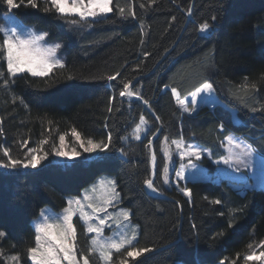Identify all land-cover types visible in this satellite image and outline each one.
<instances>
[{
  "label": "trees",
  "instance_id": "trees-1",
  "mask_svg": "<svg viewBox=\"0 0 264 264\" xmlns=\"http://www.w3.org/2000/svg\"><path fill=\"white\" fill-rule=\"evenodd\" d=\"M37 3V8L21 6L13 13L46 30L50 41L62 42L65 67L43 77L24 73L7 89L0 87V146L23 160L28 148L47 138L44 149L51 153L34 169L0 168V231L6 233L0 238V264L16 254L22 264H32L27 258V249L35 246L32 220L44 206L61 210L66 197L79 195L102 174L114 177L119 205L138 226L136 247L157 249L145 254L146 264H250L245 257L252 250L264 252L263 187L242 191L226 179L166 186L161 153L165 137L182 136L218 158L222 139L233 133L264 156V112L251 110L264 106V0H113L108 18L76 25L58 19L54 11L44 12L45 0ZM119 7L125 9L123 17ZM5 11L0 2V24ZM203 22L213 25L208 33L199 32ZM116 73V79H107ZM245 78L257 85L255 92L246 95L240 88ZM129 81L141 98L120 95ZM204 82L213 84L222 105L183 114L171 89L183 97ZM238 96L246 97L245 103ZM141 115L148 129L137 140L131 131ZM72 128L97 142H107L111 134V145L99 155L103 158L54 163L53 146L62 134L73 142ZM24 140L28 144L21 147ZM152 153L160 190L155 195L144 184L152 178ZM0 159H7L2 151ZM201 163L214 171L208 161ZM183 187L191 197L183 195ZM217 199L221 204L213 203ZM74 222L79 249L87 253L89 236ZM122 257L123 252L114 254L112 264ZM91 264H102L97 254Z\"/></svg>",
  "mask_w": 264,
  "mask_h": 264
},
{
  "label": "snow or ice",
  "instance_id": "snow-or-ice-1",
  "mask_svg": "<svg viewBox=\"0 0 264 264\" xmlns=\"http://www.w3.org/2000/svg\"><path fill=\"white\" fill-rule=\"evenodd\" d=\"M5 6L6 11L4 13L3 19L6 24L0 25V80L3 84L0 87L7 89L11 84L15 83V79L19 78L20 75L28 73L33 77H43L48 73L52 72L54 68L59 67L63 69L65 64L58 57V50L62 48V44L49 43L48 37L49 33L47 31H40L35 28V26H26L21 21H18L16 15L13 13V9H17L21 6L37 8V0H0ZM151 3H155V0H150ZM175 2V0H173ZM141 8L144 7L143 4L140 5ZM44 12H55L58 19H65L69 23L76 24H88L89 18H92V22H99V19H106L107 14L113 11V0H45ZM119 14L123 17L125 14V9L122 7L118 8ZM192 9H188L189 15H191ZM130 14L135 16L134 13ZM79 19H76V18ZM175 19V17H173ZM213 20L216 17L212 18ZM213 25L208 22H203L199 24L200 33H208L212 29ZM6 65V71L4 67ZM119 73L115 75H109L107 79L112 81L116 79ZM74 77L69 76L68 80H73ZM245 83L240 86L243 92L247 95L250 92H255L257 85L255 83H247V78H245ZM131 81L123 84V90L120 92L121 96L132 97L136 96L138 99L140 97L139 91L130 90ZM69 87H77L72 84ZM167 87V86H166ZM172 95L177 98V102L180 105L182 112L192 113L195 112L199 104L198 97L203 94L212 95L214 93V87L212 83L204 82L194 91L190 92L188 95L191 97L190 101L180 98V93L175 87L171 89ZM242 103H245L246 97H237ZM145 104L149 102L144 101ZM112 109L109 108V111ZM253 112L262 111L264 112V106L259 109L252 107ZM159 119V117H157ZM147 124L145 117L141 115L140 123L136 125L133 136L135 139H141L140 133L144 125ZM223 125H221V130ZM71 134L74 137L75 142L79 145V148L83 150L84 153L93 152H103L109 148L112 143L111 134L107 137V142L105 141H95L91 137L85 138L78 132L75 128H72ZM155 135V134H154ZM168 138L165 137V142ZM226 143L221 146L225 148L227 155L222 156L216 163H223L229 167H234L236 171H240V166L243 165L244 168H248L249 165L246 163L245 158L251 157L255 149L251 145L242 144L232 138L231 136L225 137ZM48 143V139L44 138L39 141L37 147L28 148L24 159L13 158L10 150L7 147L0 146V151H2L3 157L6 160L0 159V168L5 170H19V169H29L36 168L41 164L42 161L46 160L51 154L44 149V145ZM28 144L27 140L22 141L21 147ZM153 141L148 140L147 147L151 149ZM172 145H175L177 152L179 154L181 164L179 169H176V177L179 179H186L185 170L186 169H197L198 165L196 161H199L203 155V149L199 146L188 144L184 141L181 136L179 139H173L171 141ZM66 139L65 135L59 136V147L53 146V153L58 157H68L69 159L79 158L81 152L77 148L73 147L71 152L65 150ZM234 149L239 150L235 152ZM163 156L165 159V166L163 169V183L165 185L169 184L170 177V163L173 162V156L170 150L166 147L163 150ZM103 157H97V159H102ZM156 154L152 153L151 161L153 164V177L156 175ZM187 163H184V161ZM116 182L111 179H101L99 181L100 186L108 185L107 192L110 193L106 196L104 203L106 206L111 205L114 201L118 202L119 193L115 191ZM146 187L153 193H159L160 190L155 186L154 178H149L144 181ZM96 190L94 185L92 191ZM186 197H191V190L187 187L180 189ZM85 201L90 200L89 195L84 196ZM214 204H221V200L217 199L213 201ZM68 207L62 210V214L55 217L50 216L46 210H41L40 218L34 223V240L35 246L29 247L27 249V258L32 262V264H91V258L93 255L98 254L99 260L103 264H112L114 254H119L123 252V257L119 260V264H130V260L134 261L135 264H146L148 256L145 254H150L157 249L151 247H136L137 237H138V226L130 224V212L125 209L120 210V216H122L123 221L128 222V224H121L120 220H115L117 224V231L113 236L104 239L102 237L103 229L101 226L105 225L106 219L111 218L106 213L105 218L99 219V224L89 223L93 219L92 216L83 211V203L80 199H69L67 201ZM73 204L80 206V219L84 222L86 226L87 233H96V236L90 240V246L87 253L81 251L78 245V234L76 226L73 221L74 215H76V210L72 208ZM88 207L92 209L93 213L106 212V207L101 208L94 206L92 203H88ZM130 230V231H129ZM6 236L4 231H0V238ZM261 245H264V241H261ZM251 247V245L249 246ZM114 250V252H113ZM0 252V256H2ZM261 259L264 258V252H261L260 256L245 257L246 260L251 259ZM6 264L11 262V264H22L20 254L12 255L5 258ZM220 264H224L222 260Z\"/></svg>",
  "mask_w": 264,
  "mask_h": 264
},
{
  "label": "rangeland",
  "instance_id": "rangeland-1",
  "mask_svg": "<svg viewBox=\"0 0 264 264\" xmlns=\"http://www.w3.org/2000/svg\"><path fill=\"white\" fill-rule=\"evenodd\" d=\"M89 19H92V18H89ZM17 20L21 21L26 26H29V27L35 26L32 24H26L22 20H20L19 18H17ZM4 24H6V21L3 19L0 25H4ZM35 28L37 30H40V31H46V30L37 28L36 26H35ZM48 41H49V43L59 42L62 44V42H60V41H50L49 39H48ZM62 46H63V44H62ZM61 49L58 50L57 55L61 59V61L64 63L65 60H64V56L62 54ZM180 98L181 99L187 98V100H189V101L191 99V97L188 94L183 96V97H180ZM175 99H176V103H177L180 111L182 112L180 105L177 102L176 97H175ZM198 100H199V104L197 106V109L195 112H192L191 114H195L202 107H206V106L207 107H213L217 104L222 105V102L220 101V99H218L215 92L212 95L203 94L200 97H198ZM182 113L188 114V115L190 114V113H185V112H182ZM231 113H232V117H233L234 121L237 122V118L235 117V110H231ZM139 123H140V120L137 124H139ZM136 125L133 128V130L131 131L132 135L134 133ZM147 129H148V126L146 124L143 126L142 131L140 133H138L140 135V137L145 135ZM228 136H231L232 138H234L235 140H237L238 142H240L242 144L250 145L248 142H246L239 135L229 133L225 137H228ZM224 138L222 139V141L220 143L221 145L226 143ZM177 139H179V138H177ZM172 140L173 139L167 140V142H165V139H164L162 141V144H161L162 155H163L164 148L167 147L173 156V162H169L170 163V171H169L170 182L166 186H169L171 184L178 185L179 182L184 183L187 180H203V181H205V180L211 179V180L218 182V181H221L223 179H226L232 184V186H234L235 188L242 190V191L245 190L246 188H249L250 186H258L257 184H260V187L264 188V156L262 154H260L259 152H257L256 150L254 151V153L251 157L245 158L246 163L249 165V167L244 168L243 165H241L240 171H236L234 167H229L228 165H225L222 162L221 163L215 162V161H219L222 156L227 155V152H226L224 147L220 146V150L222 151V155L218 158H213L211 150L209 148H205L196 142L186 141V140H184L186 143L192 144L195 146H199L201 149H203V155L199 161H196V163L198 165L197 169H186L185 170L186 179L177 178L176 177V169H179L180 164H181V160H180V157H179V154L177 152L175 145L171 144ZM57 147H59V144ZM73 147L77 148V150H79L81 152V156L79 158L69 159L68 157H58L54 154L53 162L60 164V165H66V164H70V163L77 161V160H84V161L85 160H91L93 158L98 157L99 155L104 154V151L103 152L97 151V152H93V153H84L83 150L79 148V145L75 142L74 139H73V142H70L66 139L65 150L68 152H71V149ZM234 151L238 152L239 150L234 149ZM163 158H164V156H163ZM202 159H204V160L208 161L210 164L214 165L215 166L214 171H210L206 165L202 164L201 163ZM184 163H187V161L185 160ZM151 164H152V161H151ZM164 166H165V159H164L163 169H164ZM152 167H153V164H152ZM163 169H162V174H163ZM151 177H153V174ZM101 179H111V180L115 181L114 177L111 175L102 174V175L98 176L92 183H90L88 186H86L81 191V193L79 195H77V196L72 195V196L66 197V206L65 207H68L67 201L69 199H73V200L80 199L84 205L83 211L93 217V219L91 221H89V223H95L97 225L99 224V219L105 218L106 213H107L108 216H110L111 218L106 219L105 225L101 226L103 229L102 237L104 239H106L108 237L113 236V234L117 231L118 226L115 223V220H120L121 224H128V222L123 221L122 216H120V214H119L121 209H125V210H128V209L121 207L119 205V200H118V202L114 201L111 205H108V206L105 205L104 200H105L106 196L110 194L107 192V188H109L110 186H108V185L100 186L99 181ZM162 182H163V178H162ZM94 185L96 186V190L92 191V188ZM115 191L118 192L116 189V185H115ZM148 191L152 194H155L149 189H148ZM86 194L90 196L89 201L84 200V196ZM88 203H92L94 206L101 207V208L106 207V212L102 211V212H98V213H93L92 209L88 207ZM64 208H62L59 211H55L48 206H44L41 210H46L50 216L55 217L57 215L62 214V210ZM72 208L74 210H76V215H74L73 221L75 219H77V221H79L84 226L85 232H86V226H85L84 222L80 219V212H79L80 206L77 204H73ZM41 210H40L38 216L32 220V225H34V223L40 218ZM74 224H75V222H74ZM130 224L136 225L131 220H130ZM86 234L89 236V245H90V240L96 236V233H87L86 232ZM113 252H114V250H113ZM260 254H261V252H258L256 249H254V250H252V252L248 256L257 257V256H260ZM98 257H99V255H98ZM248 261L250 262V264H264V258H261L259 260L253 258V259L248 260ZM101 263L103 264V262H101ZM218 264H220V263H218Z\"/></svg>",
  "mask_w": 264,
  "mask_h": 264
},
{
  "label": "water",
  "instance_id": "water-1",
  "mask_svg": "<svg viewBox=\"0 0 264 264\" xmlns=\"http://www.w3.org/2000/svg\"><path fill=\"white\" fill-rule=\"evenodd\" d=\"M190 17V15L188 16ZM134 98H137L136 96H132ZM145 108L147 109L148 112L152 113V111L150 110V108L148 106H145ZM153 178V177H152ZM152 194V193H151ZM152 195H155V194H152Z\"/></svg>",
  "mask_w": 264,
  "mask_h": 264
},
{
  "label": "crops",
  "instance_id": "crops-1",
  "mask_svg": "<svg viewBox=\"0 0 264 264\" xmlns=\"http://www.w3.org/2000/svg\"><path fill=\"white\" fill-rule=\"evenodd\" d=\"M258 186H250L249 188H259L260 184H257ZM234 187V186H233ZM235 188V187H234Z\"/></svg>",
  "mask_w": 264,
  "mask_h": 264
}]
</instances>
